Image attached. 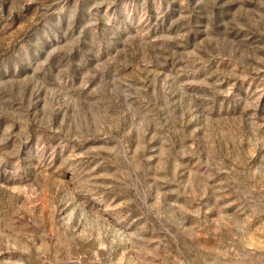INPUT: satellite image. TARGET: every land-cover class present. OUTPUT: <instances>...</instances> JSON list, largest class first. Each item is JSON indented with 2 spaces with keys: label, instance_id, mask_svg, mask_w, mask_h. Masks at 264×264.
<instances>
[{
  "label": "rangeland",
  "instance_id": "rangeland-1",
  "mask_svg": "<svg viewBox=\"0 0 264 264\" xmlns=\"http://www.w3.org/2000/svg\"><path fill=\"white\" fill-rule=\"evenodd\" d=\"M0 264H264V0H0Z\"/></svg>",
  "mask_w": 264,
  "mask_h": 264
}]
</instances>
